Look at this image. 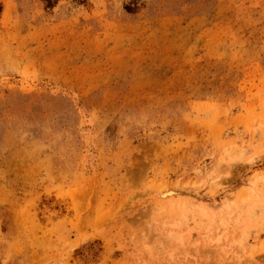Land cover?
Listing matches in <instances>:
<instances>
[{"label":"rangeland","instance_id":"1","mask_svg":"<svg viewBox=\"0 0 264 264\" xmlns=\"http://www.w3.org/2000/svg\"><path fill=\"white\" fill-rule=\"evenodd\" d=\"M0 264H264V0H0Z\"/></svg>","mask_w":264,"mask_h":264},{"label":"bare ground","instance_id":"2","mask_svg":"<svg viewBox=\"0 0 264 264\" xmlns=\"http://www.w3.org/2000/svg\"><path fill=\"white\" fill-rule=\"evenodd\" d=\"M67 242H68V244H70L69 241H67ZM67 242H66V243H67ZM66 243H65V245H66ZM65 245H64V246H65ZM67 246H68V245L65 246L66 248H65V250H63V252L69 251V249H71V247L68 246V250H67ZM63 254H64V253H63ZM64 256H65V255H64ZM60 258L62 259V257H60Z\"/></svg>","mask_w":264,"mask_h":264}]
</instances>
